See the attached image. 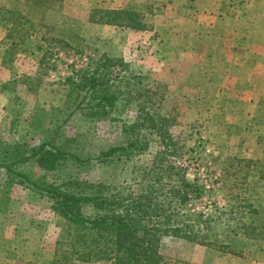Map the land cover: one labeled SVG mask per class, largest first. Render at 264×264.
<instances>
[{"label":"rangeland","instance_id":"obj_1","mask_svg":"<svg viewBox=\"0 0 264 264\" xmlns=\"http://www.w3.org/2000/svg\"><path fill=\"white\" fill-rule=\"evenodd\" d=\"M0 6L17 7L37 26H51L40 34L49 37L42 42L44 51H38L41 41L35 36L25 44L28 52L15 55L8 54L9 27L0 25L4 163L29 156L42 144H55L16 169L43 186L78 179L74 181L137 190L133 166L152 162L160 149L156 136L147 152L134 154L130 161L99 158L109 148L128 143L124 124L136 119L139 104L153 105L172 121L171 132L181 150L179 159H172L185 162L188 180L201 189L189 207L212 217L211 228L204 232L216 245L166 237L162 252L169 264H193L208 252L227 253L242 264L264 259V93L259 98L254 90L264 88V83L257 85L264 79L253 75L257 83H249L251 68L240 79L237 54L240 46L260 43L256 38L246 42L243 29L249 35L264 30V0H0ZM97 10L137 12L148 32L94 29L90 19ZM179 30L187 35H179ZM53 37L64 42L50 45ZM256 54H245L248 65L264 66V56ZM106 58L129 66L124 73L128 78L120 85L133 84V100L119 102L106 114L87 105L76 107L81 98L69 96L71 83L81 80L88 65L97 68ZM230 73L233 78L226 80ZM139 93L145 97L138 99ZM57 150L90 161L81 165ZM53 208L50 195L0 168V264H52L65 225ZM223 244L229 252L218 250Z\"/></svg>","mask_w":264,"mask_h":264},{"label":"trees","instance_id":"obj_2","mask_svg":"<svg viewBox=\"0 0 264 264\" xmlns=\"http://www.w3.org/2000/svg\"><path fill=\"white\" fill-rule=\"evenodd\" d=\"M37 2L41 4L43 0ZM5 9L0 6V25L9 27L7 35L11 45L8 54L28 52L30 49L25 44L35 36L40 37L41 41L37 46L38 51H44L42 42L49 41V37L47 33L43 36L40 34L51 26H37L17 7ZM90 22L137 30H147L148 27L139 13L129 10H97ZM63 42L62 38L53 37L49 44ZM99 64L94 69L88 65L81 80L77 83L73 80L69 96L77 94V98H81L76 107L87 105L89 109L106 114L119 102L125 105L130 103L134 89L131 82H127L126 88L120 85L128 78L124 73L128 72L126 69L129 66L124 61L106 58ZM128 76L132 79L142 78L138 75ZM138 85L141 86L140 83ZM144 97L145 94L139 93L138 99ZM138 109L136 119L124 124L123 132L129 137L128 143L109 148L99 158V161H130L134 154L147 152L156 136L160 149L152 162L133 166L137 190L74 181L78 179H72L64 186H43L16 169L19 164L41 155L48 145L56 148L55 144H42L31 155L21 156L12 163H4L0 159V168L19 178L21 183L50 195L56 206L53 210L65 220L52 264L101 261L113 264H169L162 252L166 237L182 238L208 247L216 246L204 232L211 228L212 217L189 207L191 201L200 196L201 189L188 180L185 162L172 159H179L177 156L181 150L171 132V119L154 111L153 105L139 104ZM57 152L68 155L62 150ZM68 156L81 165L90 161L70 153ZM217 248L229 252L227 245Z\"/></svg>","mask_w":264,"mask_h":264},{"label":"crops","instance_id":"obj_3","mask_svg":"<svg viewBox=\"0 0 264 264\" xmlns=\"http://www.w3.org/2000/svg\"><path fill=\"white\" fill-rule=\"evenodd\" d=\"M89 7V6H88ZM94 29H98V30H104V29H107V28H113V29H126L128 33L130 32H134V33H139V34H145L148 32V30H137V29H133V28H125V27H117V26H112V25H106V24H99V23H92ZM246 33H245V37H247L248 39L246 40V42H251L254 38H256V41L259 43V44H250L249 45H244V47H238L239 48V51L237 52V54H240L241 56V61H240V67H241V70H242V74L240 75V79H244L247 77L245 73V70H248V69H254L252 71L251 74H249V83H251L253 85V83L256 82V80H252L250 77L255 75L256 78L258 79H264V73L262 71H260L261 69H264V66L262 65L263 63H260V62H254V63H250L251 66L248 65V62L247 60H245L247 58V53H253V54H256L258 52V54H256L255 56L257 57H263L264 56V30H254L252 31V33L249 35V30H246L243 29ZM178 34L179 35H182V36H186L187 34L181 30L178 31ZM259 37L262 38L260 41L259 40ZM255 42V40H254ZM183 45H181L179 47V50H183ZM242 49V50H240ZM234 48H232L230 50V55H231V63H234L233 62V57H234ZM236 54V55H237ZM261 56H260V55ZM244 59V60H243ZM229 61V57L228 55L225 56V63H227ZM236 63V62H235ZM256 63V64H255ZM247 67V68H245ZM233 75L230 73L228 75H226V80H228L229 78H233L232 77ZM258 84L257 85H260V83H264V81L260 82L261 80H258ZM257 83V82H256ZM264 85V84H262ZM255 91H258L260 94H259V98L261 97V94L264 93V88L262 89H254ZM253 98V97H252ZM258 98V99H259ZM260 262H253L252 264H264V259L262 260H258ZM242 264L243 260L242 259H237V260H233L231 255H228L227 253H219V252H208V255H206L204 258H198V260L194 259L193 261V264ZM221 262V263H220ZM248 261H245L244 264H247Z\"/></svg>","mask_w":264,"mask_h":264}]
</instances>
